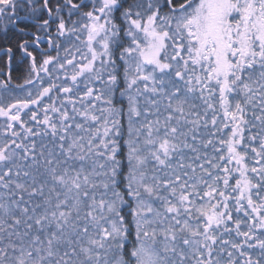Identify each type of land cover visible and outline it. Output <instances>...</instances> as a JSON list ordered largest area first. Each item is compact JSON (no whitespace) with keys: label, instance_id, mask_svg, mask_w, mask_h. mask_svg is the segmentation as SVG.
I'll use <instances>...</instances> for the list:
<instances>
[{"label":"snow or ice","instance_id":"1","mask_svg":"<svg viewBox=\"0 0 264 264\" xmlns=\"http://www.w3.org/2000/svg\"><path fill=\"white\" fill-rule=\"evenodd\" d=\"M66 3L69 15L81 7ZM60 11L57 5L58 35L79 41L86 34L87 52L65 48L38 66L25 41L28 78L0 80V264H264V0H144L134 8L100 0L79 28L76 21L67 28ZM117 13L127 22L126 47ZM5 17L7 30L19 19L17 0H0ZM117 47L125 63L120 96L128 101L132 240L118 179ZM6 53L11 62L12 48ZM81 77L88 83L75 96ZM209 126L214 139H201ZM233 233L240 242L224 239Z\"/></svg>","mask_w":264,"mask_h":264},{"label":"trees","instance_id":"2","mask_svg":"<svg viewBox=\"0 0 264 264\" xmlns=\"http://www.w3.org/2000/svg\"><path fill=\"white\" fill-rule=\"evenodd\" d=\"M100 0H83L81 3V0H72V3L75 4H81V7L79 9H72V14L69 15V5L66 3V0H49L48 7L52 8V15L49 16L47 9L43 5V0H17V16L19 17L18 20L14 24H9L7 30H5L4 25L7 23V17L0 19V80H4L8 78V74L11 75V83L12 85H20L23 84L24 80L28 78V71L30 66V59L24 54V52L19 48V45L21 43L27 42L28 51L33 53L36 57L37 65L39 66L43 59L46 58V56H56L57 51H59L60 56H64V49L68 48L72 51H74V47L80 48L81 52H87L86 47L83 44V41L86 39V34L80 35V40L77 41L76 37L71 34H66L64 36L58 35V24H59V18L56 15V6L59 5L61 8V11L59 13V16L62 17L66 23L67 28L73 27V21H76V27L79 28L81 23H87L86 20L83 18V13L93 10V4H95L96 7H99ZM125 7H133L137 3H144V0H124ZM177 0H173V3H176ZM182 2V0H181ZM161 5H164L165 0H160ZM35 8L36 11H32V9ZM163 11H167V8H163ZM44 20H48L49 24L48 26L41 27ZM116 23L120 25L122 31H121V44L122 46L126 47L129 44V41L127 37L124 35L123 29L126 27V21L122 18V16L117 13L116 14ZM39 37V43L36 42V37ZM49 37L52 40V45H49ZM56 45H59V48L57 49ZM11 47L12 48V60L11 62L8 61V55L6 53V49ZM121 48L117 47L114 49V58L116 60V75L118 76V83H117V91H116V101L117 106L122 107L124 109L123 113L121 114V125H122V134L118 138L119 145H120V151L118 153L117 159H119L122 162L121 167V176L118 177L120 181V187L119 190L125 193V199L128 201V204L125 205L123 209V213L125 215L126 221L129 224L130 228V234L129 239L132 240L134 235V228L131 223L132 217H131V209L134 207V203L131 199V197L127 196V190L125 187L126 184V175L128 172V162H127V145L125 141L129 138L128 137V130H127V107H128V101L126 96H120V91L123 90L126 87V83L124 80V68L125 63L123 60L119 58V52ZM72 51L69 52L68 59H71ZM77 60L80 59V54H76ZM100 65L97 63V68H99ZM50 71L53 70V66H49ZM43 75V74H42ZM56 75L60 76L59 80H56L57 84H61L64 82V75L61 72H57ZM68 75H71V68L68 69ZM107 71L103 73L104 80L107 79ZM48 78L45 77V86L47 84ZM85 83H88L85 77L79 78L77 81L78 87H75L73 89V92L75 96H82L85 88ZM72 82L70 79L67 80V83L65 86H71ZM89 86H92L96 89H101L104 87L102 81H93L90 83ZM139 87H143V85H138ZM31 86H26V88L21 91L18 89H14V92L16 95L22 96L24 95V92L29 90ZM53 95H59L61 98L63 97L62 93H56L55 90L53 92ZM142 99V98H141ZM50 101L45 98V101L43 103H49ZM87 103V102H86ZM98 106H99V102ZM197 104H199V101H196ZM43 105H41L42 107ZM57 106L59 107V103H57ZM66 107H68L69 111L71 112V105L65 104ZM77 108H81V105L79 101L77 100L76 104ZM31 111L37 112L38 116L37 119L40 120L43 118L42 112L39 111V108L33 106ZM202 111V109H201ZM27 113L28 110H25ZM251 112V109H249V113ZM257 114L258 109H257ZM49 115H54L52 113H49ZM211 116V113H209V117ZM23 118L28 121V116L24 115ZM152 117L150 116L149 119ZM248 119H251V115L247 117ZM77 122H82V118L78 117ZM4 123V118L0 117V125ZM28 126L33 127V130L36 131L37 128L34 124V122L28 121ZM2 130V129H0ZM17 131L20 130L19 126L17 125L16 128ZM215 129H213L211 126H209L208 129L201 128L200 132L202 135L200 136L201 139H214L213 136L210 134L213 133ZM252 133H256L259 131V128L252 129ZM250 133L248 131L245 132V138L247 142V136ZM47 142V140H45ZM191 142V141H190ZM37 144L39 146L40 140L37 138ZM197 146H199L197 144ZM253 147L258 148L259 147V141H256L252 144ZM204 151L205 149H201ZM209 153V155H214L212 153L211 148L209 147L206 149ZM184 155L186 157H191L193 153L191 151L185 150ZM103 162V161H101ZM202 162V161H201ZM197 173H199V169H197ZM234 218H240L244 219L243 214L233 213ZM229 227H232L231 224H229ZM242 230H246L242 228ZM260 234L259 232L257 233ZM224 239H232L235 242H240V238L236 237L233 233L231 236H224ZM247 250V249H245ZM258 252V249L253 250V254H256Z\"/></svg>","mask_w":264,"mask_h":264}]
</instances>
